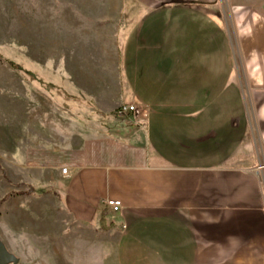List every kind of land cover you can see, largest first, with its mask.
<instances>
[{"label":"crops","instance_id":"1","mask_svg":"<svg viewBox=\"0 0 264 264\" xmlns=\"http://www.w3.org/2000/svg\"><path fill=\"white\" fill-rule=\"evenodd\" d=\"M219 1L125 0L123 71L102 89L117 108L100 110L80 149L27 145L16 181L0 160V202L13 182L29 187L20 196L51 191L84 231L88 264H264V0H227L231 27ZM127 104L140 115L118 116ZM29 170L51 177L30 181Z\"/></svg>","mask_w":264,"mask_h":264},{"label":"rangeland","instance_id":"2","mask_svg":"<svg viewBox=\"0 0 264 264\" xmlns=\"http://www.w3.org/2000/svg\"><path fill=\"white\" fill-rule=\"evenodd\" d=\"M219 2L231 27L228 2ZM124 6L125 0H0V160L12 163L13 181L21 178L27 145L68 143L80 149L86 134H99L93 122L100 110L117 108L119 97L102 89L117 88L123 71L116 12ZM104 25L111 31L102 33ZM232 42L239 62L238 42ZM91 116L96 120H85ZM68 130L76 140H63ZM256 143L254 165L262 158ZM239 161L246 163L243 156ZM24 175L30 181L51 177L32 170ZM28 188L13 182V195L0 202V235L15 259L9 264H88L84 231L55 209L51 191L20 196Z\"/></svg>","mask_w":264,"mask_h":264},{"label":"built area","instance_id":"3","mask_svg":"<svg viewBox=\"0 0 264 264\" xmlns=\"http://www.w3.org/2000/svg\"><path fill=\"white\" fill-rule=\"evenodd\" d=\"M130 114H134L135 116H139L140 115V111L136 108V106L130 105V104L121 106L117 110V115L121 116V117H127ZM63 173L64 174L67 173V168L63 169ZM104 206L111 214H118L123 209L122 202L120 200H117V199H108V200H106L104 202Z\"/></svg>","mask_w":264,"mask_h":264},{"label":"water","instance_id":"4","mask_svg":"<svg viewBox=\"0 0 264 264\" xmlns=\"http://www.w3.org/2000/svg\"><path fill=\"white\" fill-rule=\"evenodd\" d=\"M14 261V257L8 252L5 245L0 241V264H9Z\"/></svg>","mask_w":264,"mask_h":264},{"label":"trees","instance_id":"5","mask_svg":"<svg viewBox=\"0 0 264 264\" xmlns=\"http://www.w3.org/2000/svg\"><path fill=\"white\" fill-rule=\"evenodd\" d=\"M34 192V189H30L28 193H25V194H29V193H33Z\"/></svg>","mask_w":264,"mask_h":264}]
</instances>
